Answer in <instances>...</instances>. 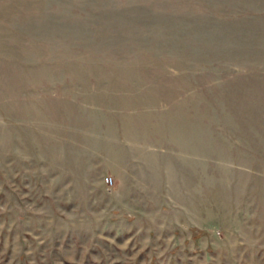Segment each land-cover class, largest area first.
<instances>
[{
	"label": "rangeland",
	"instance_id": "374dc122",
	"mask_svg": "<svg viewBox=\"0 0 264 264\" xmlns=\"http://www.w3.org/2000/svg\"><path fill=\"white\" fill-rule=\"evenodd\" d=\"M0 264H264V0H0Z\"/></svg>",
	"mask_w": 264,
	"mask_h": 264
},
{
	"label": "built area",
	"instance_id": "2783aa9c",
	"mask_svg": "<svg viewBox=\"0 0 264 264\" xmlns=\"http://www.w3.org/2000/svg\"><path fill=\"white\" fill-rule=\"evenodd\" d=\"M105 182L110 185L111 184V179L110 178H106Z\"/></svg>",
	"mask_w": 264,
	"mask_h": 264
}]
</instances>
